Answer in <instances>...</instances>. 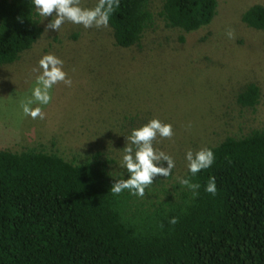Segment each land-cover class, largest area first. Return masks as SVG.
Returning <instances> with one entry per match:
<instances>
[{
	"label": "trees",
	"instance_id": "16d2710c",
	"mask_svg": "<svg viewBox=\"0 0 264 264\" xmlns=\"http://www.w3.org/2000/svg\"><path fill=\"white\" fill-rule=\"evenodd\" d=\"M218 0H162L166 27L208 28ZM241 20L264 30V4ZM155 26L150 0H120L109 21L115 45L139 44ZM200 31V30H199ZM43 33L31 0H0V65L16 61ZM261 90L247 82L236 103L254 109ZM214 164L192 178L157 176L143 197L111 192L124 168L96 150L66 159L43 146L0 149V264H264V127L227 135ZM215 177V195L204 191ZM175 217L176 223H170Z\"/></svg>",
	"mask_w": 264,
	"mask_h": 264
},
{
	"label": "rangeland",
	"instance_id": "374dc122",
	"mask_svg": "<svg viewBox=\"0 0 264 264\" xmlns=\"http://www.w3.org/2000/svg\"><path fill=\"white\" fill-rule=\"evenodd\" d=\"M150 2L155 26L129 48L115 45L109 25L85 29L66 22L58 32H46L51 17L41 21L43 33L32 48L0 65V149L43 146L69 160L99 150L118 169L131 129L158 118L173 127L170 139L154 141L173 157V178L187 169L188 150L263 128L264 30L244 24L241 14L264 0H218L215 20L194 33L166 27L158 16L162 0ZM83 3L92 7L95 0ZM48 53L64 61L72 83L54 86L45 119L33 120L19 102L30 91L38 60ZM247 82L261 90L254 109L236 103Z\"/></svg>",
	"mask_w": 264,
	"mask_h": 264
},
{
	"label": "clouds",
	"instance_id": "9594fccd",
	"mask_svg": "<svg viewBox=\"0 0 264 264\" xmlns=\"http://www.w3.org/2000/svg\"><path fill=\"white\" fill-rule=\"evenodd\" d=\"M32 8L43 21L51 17L45 31L58 32L62 25L70 22L73 25H81L88 29L92 27H108L114 12L120 6V0H95L92 7H87L83 0H31ZM229 39L234 38V32L228 30ZM34 82L29 93L19 102V107L25 116L33 120L45 119L44 106L52 101L54 86L63 83L71 86V79L64 70V61L55 54L48 53L41 56L37 66ZM174 135L170 123H165L158 118H153L140 127L131 129L125 137V145L121 152V166L127 173V178L115 179L111 186V192L119 195L128 190L132 195L143 197L145 189L151 185L157 176L168 177L175 167L173 157L154 146L157 138H171ZM216 156L211 148H201L193 152L185 153V160L189 175L180 178L179 183L190 190L193 196L199 194L201 185L193 183L192 178L197 173L209 169L215 162ZM204 191L215 195L217 192L215 177H209ZM175 224L176 218L169 221Z\"/></svg>",
	"mask_w": 264,
	"mask_h": 264
}]
</instances>
